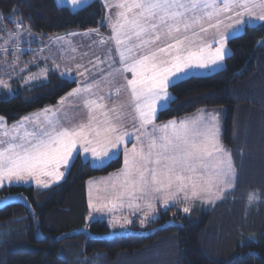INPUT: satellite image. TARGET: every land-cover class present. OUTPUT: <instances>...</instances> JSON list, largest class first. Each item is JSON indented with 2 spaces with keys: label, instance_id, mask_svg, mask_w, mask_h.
Returning a JSON list of instances; mask_svg holds the SVG:
<instances>
[{
  "label": "trees",
  "instance_id": "16d2710c",
  "mask_svg": "<svg viewBox=\"0 0 264 264\" xmlns=\"http://www.w3.org/2000/svg\"><path fill=\"white\" fill-rule=\"evenodd\" d=\"M105 14L99 0L76 10L55 0H0V38L13 33L7 40L21 49L19 58L35 57L39 39L43 45L58 34L104 30ZM227 47L230 55L220 69L168 88L176 99L168 111L158 112L156 122L223 106L221 141L236 172L234 190L211 209L195 207L186 215L176 204L158 208L145 227L132 224L115 233L105 220L86 221L85 185L117 171L121 155L106 166H89L76 155L57 184L0 188V199L24 202L0 208V264H264V25L247 27L229 38ZM46 81L16 85L12 95L0 91V117L12 124L76 87L56 72ZM253 192L257 199L250 205Z\"/></svg>",
  "mask_w": 264,
  "mask_h": 264
},
{
  "label": "snow or ice",
  "instance_id": "6c2138e0",
  "mask_svg": "<svg viewBox=\"0 0 264 264\" xmlns=\"http://www.w3.org/2000/svg\"><path fill=\"white\" fill-rule=\"evenodd\" d=\"M71 2L78 5L81 0ZM112 6L118 9L115 21L108 25L122 66L117 72L132 74L125 80L138 126L134 132L122 129L114 122L119 119L115 106L105 111L104 104L87 98L93 85L67 94H84L83 106L87 109L86 121L70 128L63 126L55 109L47 107L21 117L11 127L0 117V187L30 179L48 187L66 175L74 154L82 151L80 158L89 166H106L123 152V167L111 185L112 199L97 206L90 194V208L111 212L117 205L123 207L125 196L135 200L157 198V194L165 210L181 199L221 200L226 189L234 190L236 172L230 153L220 143L219 112L201 110L193 119H173L160 125L154 121L159 111H168L175 101L168 88L180 82L181 74L187 75L193 68L222 67L230 55L229 37L255 20L264 25V12L257 15L256 11L264 9V0H115ZM222 16L230 20L223 32L219 31ZM16 23L19 29L21 25ZM209 29H217L216 35L207 43L194 44ZM15 35L18 38L19 31ZM162 39L167 41L163 46L152 47ZM46 72L42 70L39 76L45 77ZM38 79L33 75L28 81ZM0 86L9 88L3 80ZM65 99L61 97L58 103L63 104ZM134 133L136 143L128 149ZM255 200L250 194L249 204ZM147 206L155 212L151 203ZM128 207H134L133 203ZM182 211L187 214L189 208ZM144 216L142 225L148 213ZM117 223L113 221L112 226ZM130 223L132 220L125 219L120 226Z\"/></svg>",
  "mask_w": 264,
  "mask_h": 264
},
{
  "label": "rangeland",
  "instance_id": "374dc122",
  "mask_svg": "<svg viewBox=\"0 0 264 264\" xmlns=\"http://www.w3.org/2000/svg\"><path fill=\"white\" fill-rule=\"evenodd\" d=\"M91 0H81V3L78 5H73L71 0H55L57 4L60 5H66L71 10H76L80 7H83ZM101 4L104 6L106 10L105 19H104V26L105 29L101 30L100 28H92L88 30H76L69 32L70 34L75 35H68L65 34H58L50 37V40L52 42L49 44L48 50L45 51L42 54L43 58L41 59V52L36 51L35 54L37 57H40V60H37L34 64L37 67L35 69V73L32 74H26L22 72L21 63L18 61V59L13 60V54H10L6 49H2L3 46H0V80H3L8 86V89H5L3 86H0V91H5L9 95H12L15 92V83H19L21 87L29 86L32 84H36L38 82L44 81L46 79L45 77H40L39 74L42 70V62L45 64V66H49L52 70H55V72H58L59 74H64L62 77L74 80L76 82V87H85V85H93V87H101L104 88L107 86H111L112 88H115V95L110 100L111 107H116L117 112L119 113V119L115 120L114 122L119 124L122 129H125L129 132H134L135 127L138 126V121L135 116V110L132 107V104L130 102V91L126 87V80L132 78L131 72H117V69L121 68L120 64V58L119 53L116 49L115 41L111 39L112 37V30L108 26L109 22H113L116 19V16L114 15L115 12H113V3L115 0H99ZM111 10L112 13H109L108 10ZM257 15L261 14V12H264V9H257ZM222 23L219 26V31L223 32L225 26L230 22V20L226 16L221 17ZM1 23V21H0ZM260 23L258 20H255L252 25H256ZM217 29H209V31L206 34H202V36L198 37L194 44L198 45L203 40L209 41L214 35H216ZM241 32H237L232 34L229 38L234 37ZM67 34V33H66ZM7 39H10L9 36H4V38H0L2 43L0 45H6L9 43ZM16 39V38H14ZM101 40L104 42L101 43ZM167 41L162 39L157 44H154L152 47H159L163 46ZM43 40L39 39V44L42 45ZM228 48V47H227ZM49 55V58L47 55ZM16 57L18 56L15 54ZM39 62V63H38ZM27 66V64H25ZM221 67L211 66L209 68H193L190 70H187V75L181 74L180 79L185 78L190 75H206L209 73H212ZM111 73V75H108ZM36 75L39 77L36 81H28V78L30 76ZM98 77L99 80L96 81L92 78ZM26 81H28L26 83ZM90 82V83H89ZM74 88V89H75ZM116 89H119L120 91L117 93ZM72 91V90H71ZM70 91V92H71ZM169 91V90H168ZM69 93V92H68ZM67 93V94H68ZM66 95V94H65ZM90 95V94H88ZM81 96V95H76ZM75 96V97H76ZM82 97V96H81ZM67 98V97H66ZM84 98V97H83ZM96 98H100V95L96 96ZM60 99L57 101V103L53 105L46 106L50 109L58 110V117L60 116L59 108H61V104L58 103ZM72 108L68 109L66 107V111L64 114L66 116H63V120H67L70 122V127H72L75 124L80 123L81 121H76L79 118L78 109L80 108L78 105L71 104ZM46 107H43L41 109L32 111L27 113V116H29L32 113L39 112L42 109H45ZM212 111L217 110L219 112V139L220 143L223 145V147L226 149L224 144L221 141V134H222V121L223 116L225 113V108L223 106H215L210 108H203L200 109V111ZM199 112V111H198ZM198 112L186 115L183 119H193L198 115ZM115 115V114H114ZM122 115H125L128 117V119H124ZM60 118V117H59ZM41 119H43V116H41ZM172 120V119H171ZM177 122H179L181 119H175ZM155 124L160 125L163 122H156ZM7 124V123H6ZM8 125V124H7ZM10 125V124H9ZM12 125V124H11ZM131 125V127H128ZM65 126H68L67 124ZM148 131H151V126H148ZM133 143H136L135 140V133L133 135V139L131 142V145L127 147L128 149L132 148ZM229 152V151H228ZM230 153V152H229ZM122 158V165L119 169L123 167V152L120 153ZM231 162L233 165V161L231 158ZM234 167V165H233ZM118 169V170H119ZM64 178V177H63ZM63 178H61L59 181L52 183L57 184L59 183ZM29 182H23V183H12V184H5L6 185H30ZM107 182H112L110 179H103L102 176L94 177L91 179H88L86 181V189L89 193L88 198V213L86 215V221H91L94 219H101L105 220L107 222V225L109 228L114 231L115 233H124L132 228V224H135L139 227H145L148 223H150L152 220H154L157 217V209H165L161 200L162 197H159L157 194V198H150L148 196H145L143 199H135L133 200L130 197L125 196L124 197V205L123 207H116L113 209V211L109 212L107 208L104 209L102 212L96 211L94 208L89 207V199L91 194V200L94 205L100 206L106 204L109 200L112 199L113 196H111V193H108L107 191H100L98 190V186H101L102 184H105ZM235 180L233 181L234 185ZM34 185V182L33 184ZM49 185V186H50ZM48 186V187H49ZM1 188V187H0ZM46 188V187H44ZM227 189L225 190V192ZM254 196L257 199L256 192H253ZM136 195H139L138 193ZM181 197L183 194H180ZM130 201L133 203L134 207H128L127 202ZM247 200H249V196L247 197ZM218 200L215 202H209L206 200H202L200 198L195 199H189V200H183L181 199L180 202L175 203L178 205V208L182 211L184 207L189 208V213H184L186 215H189L193 208L195 207H202L205 210L211 209L215 203H217ZM151 203L155 209V212L152 211V209L148 208L147 204ZM135 205H138L139 207H135ZM160 205V206H158ZM111 207V206H108ZM148 213V217L146 219V222L142 225L140 223L141 219H144V214ZM91 214V215H90ZM125 219L132 220V223L127 224L124 227H121L120 225L124 223ZM113 221H118L115 227L112 226ZM79 230H85V227L83 226ZM154 229H152L153 231ZM145 260V259H144ZM142 261V260H141Z\"/></svg>",
  "mask_w": 264,
  "mask_h": 264
},
{
  "label": "crops",
  "instance_id": "0c3cea01",
  "mask_svg": "<svg viewBox=\"0 0 264 264\" xmlns=\"http://www.w3.org/2000/svg\"><path fill=\"white\" fill-rule=\"evenodd\" d=\"M115 2V1H114ZM114 4V3H113ZM60 5V4H59ZM118 11V9H116V8H114L113 9V12H117ZM108 12L109 13H107V14H110V13H112L111 12V10L109 9L108 10ZM115 15V14H114ZM69 33V32H68ZM68 33L67 34H65V35H68ZM70 34V33H69ZM70 35H75V34H70ZM52 42V40H50V38L49 39H47L45 42H44V44L43 45H41V49H39L38 50V52H41V59L43 58V54H45L44 53V49H45V51L46 50H48V47H49V44ZM201 43H207L208 41H205V40H203V42L202 41H200ZM0 43H2V41L0 40ZM0 46H3V48L2 49H6L10 54H13V60L14 59H18V61H20V63H21V68L23 69L22 70V72H23V74L24 73H26V74H32V73H35V69H37V67L35 66V62L37 61V60H40V57H37V56H35V57H31V56H29V55H26V56H24L23 58H19V56L21 55V49L19 50L18 49V47H17V45L16 44H14V45H12L11 44V42H9V44H4V45H0ZM42 52H43V54H42ZM15 54H17L18 56L16 57V55ZM47 55V54H46ZM45 57V56H44ZM47 57L49 58V55H47ZM42 62V66H41V69H47V72H46V78H47V76H48V74H49V72H55V70H52L49 66H45V64H43V61H41ZM39 63V62H38ZM25 64H27V66H25ZM56 73H58V72H56ZM59 74V73H58ZM61 77L63 76V75H61V74H59ZM92 79H95L96 81H98L99 80V78L98 77H93ZM45 80V79H44ZM90 83V82H89ZM16 85H19L20 86V84L19 83H15V86ZM86 86V85H85ZM115 88H112L111 86H109L108 84H107V86L106 87H104V88H101V87H92V89H91V92H90V95H88V97L87 98H90V99H95V100H97V102L98 103H102V104H104L105 105V108H104V110L106 111V110H109V109H111L112 107H111V104H110V100H111V98L113 97V95H115L116 93H115ZM5 92V91H4ZM98 95H100V98H96V96H98ZM76 96V95H75ZM67 96V94L66 95H64V96H62V97H67L65 100H64V102H63V104H61V108H59V111H60V120H61V122H62V124H63V126H65L66 124L68 125V126H65V127H69L70 126V122L69 121H67V120H63V118H61V117H63V116H66L65 114H64V112L67 110L66 109V107L68 108V109H71L72 108V106H71V104H74V105H78L80 108L78 109V116H79V118H81V119H77L76 121H86V119H87V109L86 108H84V106H83V99L85 98V95L84 94H81V96ZM84 97V98H83ZM102 98V99H101ZM61 99V98H60ZM200 111V110H199ZM56 112H57V115H59L58 114V110H56ZM198 112V111H197ZM194 113H196V112H194ZM110 115H113L114 116V114L115 113H109ZM25 116H27V114L26 115H24L23 117H25ZM123 116V118L126 120V119H128V117L127 116H125V115H122ZM183 118H185V116L184 117H182V118H180V119H183ZM20 120V119H19ZM18 120V121H19ZM41 120H43V119H41ZM173 120V119H172ZM167 121H169V120H167ZM167 121H164V122H167ZM17 122V121H16ZM15 123V122H14ZM14 123H12V125L14 124ZM11 124L10 125H7L8 127H11L12 126ZM128 127H131V125H129ZM131 145V143H127V147H129ZM78 147H79V145H78ZM75 156H76V154H74ZM79 155L80 156H83L84 154L82 153V151L79 153ZM121 155V154H120ZM120 170V169H119ZM119 170H117V171H114V172H111V173H109V174H107V175H105V176H102V180L103 179H110V174H112V178L110 179V181H112V182H107V183H105V184H102L101 186H98L99 188H98V190H100V191H107L108 193H111V196H113V191H112V188H111V185H112V183L114 182V180H115V177H116V173L119 171ZM61 171H64V166H62L61 167ZM29 182V181H28ZM30 182H32V183H29L30 185H32L33 184V182H34V185L33 186H35V187H40V188H44V187H42V186H38L36 183H35V181L34 180H31ZM117 183H118V181H116ZM86 197H87V205H88V198H89V193H88V190L86 189ZM129 202H131L130 201V198H129ZM129 202H127V205H128V203ZM132 203V202H131ZM108 206H111L110 204L108 205ZM158 206H160V205H158ZM88 207V206H87ZM116 207H121V206H119V205H117ZM89 209V208H88Z\"/></svg>",
  "mask_w": 264,
  "mask_h": 264
},
{
  "label": "water",
  "instance_id": "95a60500",
  "mask_svg": "<svg viewBox=\"0 0 264 264\" xmlns=\"http://www.w3.org/2000/svg\"><path fill=\"white\" fill-rule=\"evenodd\" d=\"M23 204L24 202L20 198L16 197H4L3 199H0V208L10 205V204Z\"/></svg>",
  "mask_w": 264,
  "mask_h": 264
}]
</instances>
